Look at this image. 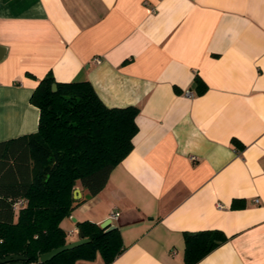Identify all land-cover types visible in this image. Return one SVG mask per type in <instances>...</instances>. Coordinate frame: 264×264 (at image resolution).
<instances>
[{
  "label": "crops",
  "instance_id": "crops-1",
  "mask_svg": "<svg viewBox=\"0 0 264 264\" xmlns=\"http://www.w3.org/2000/svg\"><path fill=\"white\" fill-rule=\"evenodd\" d=\"M0 47V142L38 132L49 74L140 109L131 154L62 222L68 243L119 212L112 264H186L185 234L205 231L228 240L198 264H264V0H0Z\"/></svg>",
  "mask_w": 264,
  "mask_h": 264
},
{
  "label": "trees",
  "instance_id": "trees-1",
  "mask_svg": "<svg viewBox=\"0 0 264 264\" xmlns=\"http://www.w3.org/2000/svg\"><path fill=\"white\" fill-rule=\"evenodd\" d=\"M196 85L199 95L208 89L200 78ZM31 103L40 110L38 132L0 142V264L9 256L26 258L9 264H76L98 254L112 264L125 250L120 230L107 232L89 221L79 229L91 243L49 262L40 258L69 244L62 222L99 195L131 154L140 109L109 108L89 81L58 83L51 74L40 81ZM78 186L87 192L81 200L74 198ZM227 240L219 231L186 233L185 263L198 264Z\"/></svg>",
  "mask_w": 264,
  "mask_h": 264
},
{
  "label": "water",
  "instance_id": "water-1",
  "mask_svg": "<svg viewBox=\"0 0 264 264\" xmlns=\"http://www.w3.org/2000/svg\"><path fill=\"white\" fill-rule=\"evenodd\" d=\"M4 55H5V49L0 47V61L3 59ZM52 89L54 92H56L57 91V85L54 84ZM79 194H80V191L78 189H76L74 192V197H75V195L79 196ZM78 227H79V224H78ZM101 228L106 229L107 232H111V231L117 229L116 226L112 225L111 219H109L107 222L101 224ZM89 243H91V240L86 239L84 234L82 233V231L79 229V240H77L75 242H71V243L65 245L64 247L53 249L52 251L42 255L40 258V261H41V263L49 262L53 258H55L56 256H58L59 254L65 252V251L73 250V249H76L78 247H81V246L89 244ZM25 259L26 258L23 256H9L6 259L2 260L1 263L2 264H9V263H13V262H22V261H25Z\"/></svg>",
  "mask_w": 264,
  "mask_h": 264
},
{
  "label": "built area",
  "instance_id": "built-area-1",
  "mask_svg": "<svg viewBox=\"0 0 264 264\" xmlns=\"http://www.w3.org/2000/svg\"><path fill=\"white\" fill-rule=\"evenodd\" d=\"M96 61H97V62H100V59H97ZM186 95H188V96H192V92H191V91H187V92H186ZM257 202H258V201H257ZM119 217H120V213H119V212H114V213L111 215L110 219L113 221V220L118 219ZM32 264H35V263H32Z\"/></svg>",
  "mask_w": 264,
  "mask_h": 264
}]
</instances>
